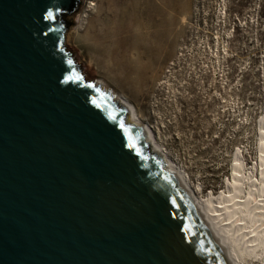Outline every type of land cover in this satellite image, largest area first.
Instances as JSON below:
<instances>
[{
    "label": "water",
    "instance_id": "water-1",
    "mask_svg": "<svg viewBox=\"0 0 264 264\" xmlns=\"http://www.w3.org/2000/svg\"><path fill=\"white\" fill-rule=\"evenodd\" d=\"M59 2L0 0V264H234L164 155L67 50L81 0L42 19ZM73 72L82 81L60 82Z\"/></svg>",
    "mask_w": 264,
    "mask_h": 264
},
{
    "label": "rangeland",
    "instance_id": "rangeland-1",
    "mask_svg": "<svg viewBox=\"0 0 264 264\" xmlns=\"http://www.w3.org/2000/svg\"><path fill=\"white\" fill-rule=\"evenodd\" d=\"M89 1L81 0V20L65 38L81 73L129 99L191 184L217 193L236 151L246 164L255 159L264 106V0ZM165 30L173 53L157 59L156 34ZM145 49L152 56L141 62L154 77L146 94L114 72L115 57L125 62Z\"/></svg>",
    "mask_w": 264,
    "mask_h": 264
},
{
    "label": "bare ground",
    "instance_id": "bare-ground-1",
    "mask_svg": "<svg viewBox=\"0 0 264 264\" xmlns=\"http://www.w3.org/2000/svg\"><path fill=\"white\" fill-rule=\"evenodd\" d=\"M81 17L80 12L74 22L78 23ZM168 37L166 30L156 34L160 49L156 56L157 59L172 56V43ZM66 42H68L67 39ZM119 42L122 43L120 39ZM145 51L144 56L140 54L133 58L131 55L125 62H122L121 57L114 58V72L117 78L131 87L138 88L140 93L144 91V94L154 80L148 63L142 64L141 62L143 57L152 56L149 50L145 49ZM83 76L87 80L84 74ZM98 82L94 83L100 86ZM101 89L107 91L104 85ZM109 93L114 101L127 109V122L140 127L146 141L151 142L156 151L167 159L168 169L181 179L195 200L207 227L224 245L229 259L234 264H264V106L257 123L258 132L253 162L244 163L243 153L236 151L229 170L231 174L225 180V184L223 183L215 194H204L201 188L191 184L186 172L168 157L166 149L156 137L153 126L142 121L136 106L124 95L114 91H109Z\"/></svg>",
    "mask_w": 264,
    "mask_h": 264
},
{
    "label": "snow or ice",
    "instance_id": "snow-or-ice-1",
    "mask_svg": "<svg viewBox=\"0 0 264 264\" xmlns=\"http://www.w3.org/2000/svg\"><path fill=\"white\" fill-rule=\"evenodd\" d=\"M68 6H69L68 0H60V2L57 3L54 7H50V6H48L46 4L44 9L42 10V19L44 21L49 22L50 25L56 24L58 22L59 18L63 15L64 9L66 7H68ZM68 63L71 64V61H68ZM82 79L83 78L79 74H77L76 72H73L71 76L65 77L64 80L60 81V82L64 83V84H67L69 82L77 83V82L82 81ZM84 86H86L88 88H92L93 87V85H91V84H87V85H84ZM91 103L94 106H96L97 108L100 107V105L97 104L95 100L91 101ZM107 118L109 120L114 119V117L112 116L111 113L108 114ZM120 127H121V130L124 133V136H125L126 140H127V147L129 149H135L136 148L135 141L131 137H129L128 130L123 126V124H121ZM136 155L140 156V152L136 151ZM141 159H143V157H141Z\"/></svg>",
    "mask_w": 264,
    "mask_h": 264
}]
</instances>
